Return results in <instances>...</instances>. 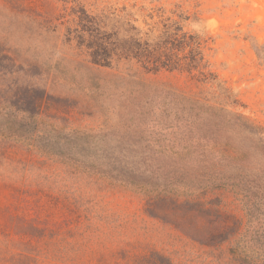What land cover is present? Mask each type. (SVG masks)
Returning a JSON list of instances; mask_svg holds the SVG:
<instances>
[{"label":"rangeland","instance_id":"374dc122","mask_svg":"<svg viewBox=\"0 0 264 264\" xmlns=\"http://www.w3.org/2000/svg\"><path fill=\"white\" fill-rule=\"evenodd\" d=\"M178 15L206 41L228 99L187 73L91 62L88 24L146 31ZM148 84L239 113L264 144V0H0V105H37L63 129L46 128L54 136H132L129 112ZM242 147L240 161L207 165L199 192L174 196L87 170L62 146L0 136V264H264V156Z\"/></svg>","mask_w":264,"mask_h":264},{"label":"trees","instance_id":"16d2710c","mask_svg":"<svg viewBox=\"0 0 264 264\" xmlns=\"http://www.w3.org/2000/svg\"><path fill=\"white\" fill-rule=\"evenodd\" d=\"M178 17V21L163 23L160 29L144 31L128 23L126 28L115 27L111 34L88 24L87 31L95 33L96 42L87 45L91 49V62L109 66L114 58H123L134 60L147 73L161 70L187 73L202 83L216 85L228 99L229 89L218 81L205 57L206 41L197 33L184 30L187 16ZM129 117L132 136H116L113 143L104 145L100 138L108 132L73 129L64 136H54L50 130L61 134L63 129L44 121L37 105L32 110L0 105V136L25 141L52 153L62 146L68 151V158L76 157L83 168L157 195L199 192L207 165L217 159L240 161L246 155L244 145L264 156L257 128L239 113L162 85L148 84L142 101L133 104ZM41 129L44 132L39 136ZM120 131L121 128L111 132L118 135ZM233 185L236 190L237 183Z\"/></svg>","mask_w":264,"mask_h":264}]
</instances>
